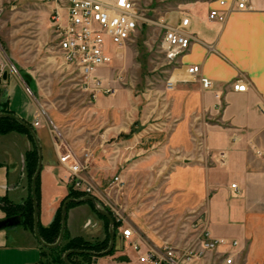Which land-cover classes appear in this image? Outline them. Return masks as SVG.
I'll list each match as a JSON object with an SVG mask.
<instances>
[{
  "label": "crops",
  "instance_id": "0c3cea01",
  "mask_svg": "<svg viewBox=\"0 0 264 264\" xmlns=\"http://www.w3.org/2000/svg\"><path fill=\"white\" fill-rule=\"evenodd\" d=\"M136 1L139 4L142 0ZM225 1L223 22L207 17L210 8L218 7L216 0H175V6L169 4L164 10L169 15L165 20L171 23L182 14L190 18L192 39L174 65V84L166 93L165 111L155 108V115L160 117L153 125L156 129L147 130L142 120L135 122L134 103L132 119L124 120L125 112H129L128 90L123 86L118 89L117 81H108L103 71L111 66L95 73L115 92L114 98L98 94L96 112L105 117L114 113V121L105 125L101 122L100 133L90 137L89 144L108 152L104 143L115 138L112 144L121 191L138 187L169 198L158 201L157 207H127L131 236L124 238L116 231L113 252L97 256L91 264H143L138 256L148 249L168 246L179 250L195 245L197 232L186 221L188 217L205 223L210 237L224 238L231 244L184 264H223L224 252L231 255V264H264V0H247L245 10L236 9L235 0ZM192 64H198L201 73L212 80L213 89L204 90L187 76L186 67ZM5 71L0 82V104L24 121H39L31 128L41 147L38 220L46 226L68 194L65 169L58 161L59 141L43 118L36 116L39 110L25 81L10 69ZM237 79L247 82L245 91L232 89ZM215 94H219V100ZM109 101L115 105L110 106ZM64 143L72 149L68 141ZM32 146L33 141L24 133L0 134V198L18 203L31 193L24 156ZM220 152L225 153L222 160ZM158 177L160 183L155 184ZM88 178L95 185L97 197L102 198L100 185L94 177ZM232 183L235 189L230 187ZM181 216H185L180 223L184 228L177 236L173 237L167 227L161 228ZM5 218L0 205V222ZM65 230L70 237L87 240L106 237L103 219L87 202L68 207ZM40 245L34 232L21 224L1 227L0 264H44Z\"/></svg>",
  "mask_w": 264,
  "mask_h": 264
},
{
  "label": "rangeland",
  "instance_id": "374dc122",
  "mask_svg": "<svg viewBox=\"0 0 264 264\" xmlns=\"http://www.w3.org/2000/svg\"><path fill=\"white\" fill-rule=\"evenodd\" d=\"M174 1H139L145 18L155 23L142 22L133 39L116 52L111 67L103 71L111 82L117 75L123 77L117 83L120 85L118 89L123 86L128 90L129 112H125L124 120L129 122L132 119L131 103H134L132 105L137 109L134 120L146 123L147 130L156 129L153 125L160 121V117L155 115V108H162L164 112L167 107L165 96L170 90L167 82L171 79L175 64L168 63L160 49L163 28L158 19L165 15L167 5H176ZM63 2L66 0H0L1 58L5 68L25 81L29 93L34 96L33 102L40 111V117L55 132L57 140L68 141L76 154L80 155L84 150L91 152L86 175L95 178L107 200L121 208L126 217L129 216L127 207L132 205L147 207L153 204L157 207L158 201L168 200L169 195L166 199L162 193L141 191L138 187L133 190L129 188L128 192L119 189L121 181L114 180L120 174L115 167L114 137L104 143L108 145V152L89 144L90 137L100 133L101 122L104 121L105 125L114 121V113L109 112L105 117L96 112V100H92L88 92L81 88L77 74L60 57L50 14L55 6ZM168 16L163 17L167 19ZM104 95L114 98L115 92ZM109 105L114 106L115 102L109 101ZM99 152L101 155H98ZM94 172L99 174L94 176ZM159 180L160 177L156 178L155 184H159ZM157 217L161 218V215ZM184 217L172 218L170 224L164 223L161 228L167 227L173 237L177 236L179 230L184 228L180 224ZM186 221L193 224L191 217Z\"/></svg>",
  "mask_w": 264,
  "mask_h": 264
},
{
  "label": "built area",
  "instance_id": "2783aa9c",
  "mask_svg": "<svg viewBox=\"0 0 264 264\" xmlns=\"http://www.w3.org/2000/svg\"><path fill=\"white\" fill-rule=\"evenodd\" d=\"M218 7L208 10L209 20L223 22L226 18L225 0H216ZM235 8L245 10L247 0H235ZM155 23L154 20L145 18L136 0H66L62 5L55 6L50 14V22L56 33L57 49L65 65L75 72L80 80L81 88L87 91L92 100H96L99 93L113 92V87L104 85L101 78L95 73L100 68L110 67L117 51L124 48L135 36L142 22ZM162 26L160 49L167 62L177 64L179 58L189 49L191 34L188 30L190 18L182 14L176 22L164 18L158 19ZM157 23V22H156ZM3 49L0 44V82L5 71V63L1 56ZM190 79L197 80L204 90L213 89L212 80L201 73L198 64H192L185 70ZM123 77L117 75L113 81H122ZM174 80L169 79L168 88H172ZM247 82L237 79L232 83L235 91H245ZM219 100V94H215ZM218 106V105H217ZM220 107V106H219ZM40 116V111L36 113ZM33 126L39 124L38 119L33 121ZM59 141V140H58ZM201 142L199 145L201 146ZM199 146V147H200ZM58 161L65 169L64 178L74 190L84 195L94 196L104 208L110 211L115 222L118 223L117 231L124 238H129L132 229L127 226L126 216L121 208L112 204L104 196L98 198L95 185L86 175L91 152L84 150L80 155L67 146L63 141L56 144ZM220 160L225 157L224 152L218 154ZM115 181H121L119 176ZM235 189V183L230 185ZM192 227L197 232V243L179 250L173 247H164L161 250L148 249L139 254L138 260L143 264H184L189 260H197L209 250H217L220 246L231 244L224 238H212L206 230L205 223L198 219L192 221ZM236 242H232L235 245ZM134 247H137L135 242ZM223 264H231L232 257L224 252Z\"/></svg>",
  "mask_w": 264,
  "mask_h": 264
},
{
  "label": "trees",
  "instance_id": "16d2710c",
  "mask_svg": "<svg viewBox=\"0 0 264 264\" xmlns=\"http://www.w3.org/2000/svg\"><path fill=\"white\" fill-rule=\"evenodd\" d=\"M0 112L1 113H8L10 111L3 105L0 104ZM30 126L32 124L29 121H26ZM9 131H17L26 134L31 141H33V146L31 149L26 151L24 156V171L26 174V178L31 184L32 176L35 172L36 165H37V149L36 145H34V139L28 129L22 126L14 117L12 116H3L0 117V134L7 133ZM84 194L74 190L71 186H68V194L67 198H78L83 196ZM34 197H35V205H36V214H37V222H38V233L39 236L43 239L46 243H53L56 241L61 227V206L64 200L61 202L59 207L56 210L53 220L46 226H43L39 223L38 220V201H39V182H38V175L34 181ZM93 211L104 221L106 237L103 240L98 239H91L87 240L80 236H73L70 237L67 235V232L63 230V236L60 244L56 247L48 248L43 245H40L41 254L43 257L44 264L50 263H60L65 264L63 262L62 256L65 251L70 249L82 250V253H71L68 255L67 259L71 264H91L93 259H95L97 255L95 253H99L103 251L108 244V220L103 215L99 214L92 203L87 202ZM100 203V202H99ZM78 203H69L68 207L74 206ZM0 205L3 210L6 212L5 219H11L15 224H21L24 228L29 230L30 232L33 231L34 227V203L32 201V194L30 193L22 202H12L11 200L7 199L6 197L0 198ZM102 205V204H101ZM109 213L110 211L105 208ZM118 227V223L114 221V234H116ZM114 248L110 250L107 254L112 253Z\"/></svg>",
  "mask_w": 264,
  "mask_h": 264
},
{
  "label": "water",
  "instance_id": "95a60500",
  "mask_svg": "<svg viewBox=\"0 0 264 264\" xmlns=\"http://www.w3.org/2000/svg\"><path fill=\"white\" fill-rule=\"evenodd\" d=\"M6 76V71H4L3 73V78H5ZM3 116H12L14 117L22 126H24L26 129H28L34 139V142L37 146V152H38V157H37V165H36V169H35V172L32 176V182H31V194H32V201L34 203V215H33V219H34V227H33V231H34V235L36 236L38 242L45 246V247H48V248H52V247H56L60 244L61 240H62V236H63V230H64V226H65V219H66V212H67V209H68V204L69 203H82V202H90L93 204V206L95 207L96 211L103 215L104 217L107 218L108 220V236H109V239H108V244H107V247L99 252V253H95L97 255H105L107 254L110 250H112L113 248V245H114V220L111 216V214L98 202V200L92 196V195H83L81 197H78V198H67L64 200V202L62 203V206H61V227H60V232H59V235L56 239L55 242L53 243H46L43 241V239L39 236V233H38V222H37V214H36V205H35V197H34V181L37 177V175L39 174V170L41 168V158H42V154H41V147L36 139V136H35V133L33 131V129L31 128V126L24 120L16 117V116H13L11 114H8V113H1L0 112V117H3ZM15 222H13L11 219H4L0 222V228L1 227H6V226H11V225H14ZM83 251L82 250H76V249H70V250H67L64 252L63 256H62V259H63V262L65 264H71L67 257L69 254L71 253H82Z\"/></svg>",
  "mask_w": 264,
  "mask_h": 264
},
{
  "label": "bare ground",
  "instance_id": "6f19581e",
  "mask_svg": "<svg viewBox=\"0 0 264 264\" xmlns=\"http://www.w3.org/2000/svg\"><path fill=\"white\" fill-rule=\"evenodd\" d=\"M172 80H174V79H172Z\"/></svg>",
  "mask_w": 264,
  "mask_h": 264
}]
</instances>
